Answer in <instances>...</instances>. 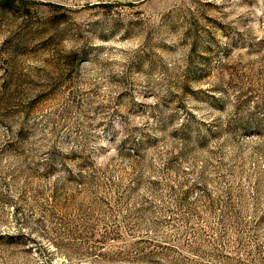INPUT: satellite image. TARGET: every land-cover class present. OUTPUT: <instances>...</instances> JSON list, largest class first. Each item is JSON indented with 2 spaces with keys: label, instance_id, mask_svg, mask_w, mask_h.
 <instances>
[{
  "label": "rangeland",
  "instance_id": "374dc122",
  "mask_svg": "<svg viewBox=\"0 0 264 264\" xmlns=\"http://www.w3.org/2000/svg\"><path fill=\"white\" fill-rule=\"evenodd\" d=\"M0 264H264V0H0Z\"/></svg>",
  "mask_w": 264,
  "mask_h": 264
}]
</instances>
